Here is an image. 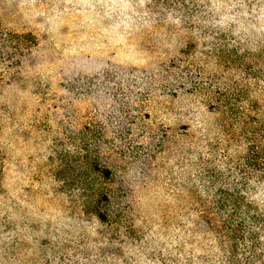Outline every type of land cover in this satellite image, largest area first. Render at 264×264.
Returning <instances> with one entry per match:
<instances>
[{
	"label": "rangeland",
	"instance_id": "obj_1",
	"mask_svg": "<svg viewBox=\"0 0 264 264\" xmlns=\"http://www.w3.org/2000/svg\"><path fill=\"white\" fill-rule=\"evenodd\" d=\"M0 264H264V0H0Z\"/></svg>",
	"mask_w": 264,
	"mask_h": 264
}]
</instances>
